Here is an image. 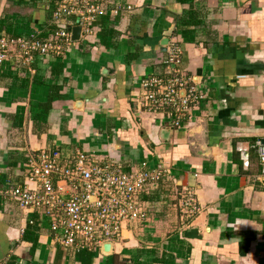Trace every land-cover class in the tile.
I'll return each instance as SVG.
<instances>
[{
  "label": "crops",
  "instance_id": "obj_1",
  "mask_svg": "<svg viewBox=\"0 0 264 264\" xmlns=\"http://www.w3.org/2000/svg\"><path fill=\"white\" fill-rule=\"evenodd\" d=\"M60 1L0 0V35L48 37ZM113 1L130 10L95 18L62 55L0 67V264H264V0ZM165 38L204 96L177 129L138 104L139 80L164 74ZM44 148L124 172L163 165L169 178L147 186L145 219L124 226L111 254H75L53 242L47 219L1 197ZM184 187L198 208L187 221Z\"/></svg>",
  "mask_w": 264,
  "mask_h": 264
},
{
  "label": "built area",
  "instance_id": "obj_2",
  "mask_svg": "<svg viewBox=\"0 0 264 264\" xmlns=\"http://www.w3.org/2000/svg\"><path fill=\"white\" fill-rule=\"evenodd\" d=\"M110 3L108 9L104 4ZM130 7L113 0H61L51 14V33L42 37L37 30L8 36L0 35V67L16 62L30 70L37 56H60L72 43V25L77 18L80 35L91 33L95 18L117 15ZM68 24V25H67ZM163 76L146 75L139 80L141 96L138 104L147 112L161 117L172 129L180 128L190 119L192 109L204 96L192 78L181 72L182 51L179 42L170 40L165 46ZM260 176L264 178V140L256 143ZM26 179L22 185L6 186L3 200L14 203L23 212H31L50 223L55 244L75 254L96 253L102 244L119 243L125 225L145 219L140 196L149 185L169 178L163 165L124 172L112 161L91 160L76 150L65 157L58 150L40 149L26 162ZM196 196L188 187L180 193L179 212L184 221L198 211ZM29 225H36L32 219ZM24 230H21V234Z\"/></svg>",
  "mask_w": 264,
  "mask_h": 264
},
{
  "label": "water",
  "instance_id": "obj_3",
  "mask_svg": "<svg viewBox=\"0 0 264 264\" xmlns=\"http://www.w3.org/2000/svg\"><path fill=\"white\" fill-rule=\"evenodd\" d=\"M80 32H81V28L79 26L73 27L71 29V39L72 41H78L79 37H80ZM168 43V39L165 38L162 42H161V46H162V52H165V46ZM80 104V103H79ZM112 248L113 245L111 243H105L102 244V246L100 247V252L103 253L104 255H108L111 254L112 252Z\"/></svg>",
  "mask_w": 264,
  "mask_h": 264
}]
</instances>
